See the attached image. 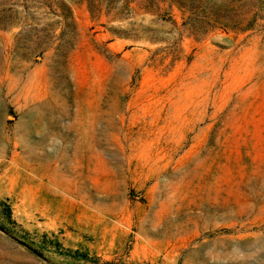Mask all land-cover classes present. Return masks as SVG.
Instances as JSON below:
<instances>
[{
  "label": "rangeland",
  "instance_id": "obj_1",
  "mask_svg": "<svg viewBox=\"0 0 264 264\" xmlns=\"http://www.w3.org/2000/svg\"><path fill=\"white\" fill-rule=\"evenodd\" d=\"M0 223V264H264V0H0Z\"/></svg>",
  "mask_w": 264,
  "mask_h": 264
},
{
  "label": "trees",
  "instance_id": "obj_2",
  "mask_svg": "<svg viewBox=\"0 0 264 264\" xmlns=\"http://www.w3.org/2000/svg\"><path fill=\"white\" fill-rule=\"evenodd\" d=\"M2 212H3V215L8 218L9 220H12L11 218V211H10V207L8 206V204L6 203H3L2 204ZM0 229H2L3 231L11 234V232L9 231V229L2 223H0Z\"/></svg>",
  "mask_w": 264,
  "mask_h": 264
}]
</instances>
